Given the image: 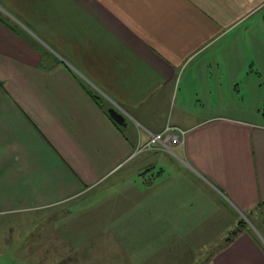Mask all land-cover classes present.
Masks as SVG:
<instances>
[{
	"label": "crops",
	"instance_id": "obj_1",
	"mask_svg": "<svg viewBox=\"0 0 264 264\" xmlns=\"http://www.w3.org/2000/svg\"><path fill=\"white\" fill-rule=\"evenodd\" d=\"M262 109L264 0H0V213L135 179V148L175 124L183 159L145 155L165 173L132 212L183 252L243 219L202 264H264Z\"/></svg>",
	"mask_w": 264,
	"mask_h": 264
},
{
	"label": "rangeland",
	"instance_id": "obj_2",
	"mask_svg": "<svg viewBox=\"0 0 264 264\" xmlns=\"http://www.w3.org/2000/svg\"><path fill=\"white\" fill-rule=\"evenodd\" d=\"M187 131L175 124H166L161 131H149L148 139L134 150L136 163L145 164L136 171L135 179L112 175L69 201L0 213V264L207 263L213 248L221 246L226 235L218 242L200 247L198 243L188 242L184 248L189 246L194 251L183 252L177 248L187 239L181 243L173 236H166L164 242L163 235L152 234L148 220L131 209V188L145 190L143 185H152L165 173L159 166L162 160L155 161L158 163L155 166L145 155L159 148L183 159L179 152ZM123 196L125 200L118 201Z\"/></svg>",
	"mask_w": 264,
	"mask_h": 264
},
{
	"label": "trees",
	"instance_id": "obj_3",
	"mask_svg": "<svg viewBox=\"0 0 264 264\" xmlns=\"http://www.w3.org/2000/svg\"><path fill=\"white\" fill-rule=\"evenodd\" d=\"M90 93H91L92 97H93L98 103H100V104L103 106V108L105 109V111H106L107 114H108L107 109H108L109 105H108V104H105L104 101H103V99H102L97 93H95V92H93V91H90ZM108 115H109V114H108ZM109 116H110V115H109ZM110 118H111V116H110ZM111 119H112V118H111ZM112 121H113L115 124H117L118 126L120 125V124H118L117 122H115L113 119H112ZM120 126H121V125H120ZM245 225H246L245 220L240 219V220L237 222L236 226H235L232 230H230V231L227 233V235L225 236V238H224V240H223V242H222V246H226V245L229 244V242H231V241H232L237 235H239V234L244 230Z\"/></svg>",
	"mask_w": 264,
	"mask_h": 264
},
{
	"label": "water",
	"instance_id": "obj_4",
	"mask_svg": "<svg viewBox=\"0 0 264 264\" xmlns=\"http://www.w3.org/2000/svg\"><path fill=\"white\" fill-rule=\"evenodd\" d=\"M111 118L120 125H126L125 115L115 106H110L107 109Z\"/></svg>",
	"mask_w": 264,
	"mask_h": 264
},
{
	"label": "built area",
	"instance_id": "obj_5",
	"mask_svg": "<svg viewBox=\"0 0 264 264\" xmlns=\"http://www.w3.org/2000/svg\"><path fill=\"white\" fill-rule=\"evenodd\" d=\"M155 138H157V136H155Z\"/></svg>",
	"mask_w": 264,
	"mask_h": 264
}]
</instances>
